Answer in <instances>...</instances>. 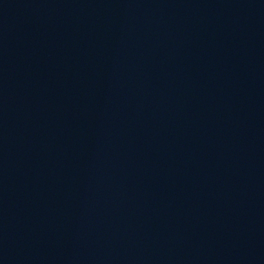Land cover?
Returning <instances> with one entry per match:
<instances>
[{"label": "water", "instance_id": "water-1", "mask_svg": "<svg viewBox=\"0 0 264 264\" xmlns=\"http://www.w3.org/2000/svg\"><path fill=\"white\" fill-rule=\"evenodd\" d=\"M0 264H264V0H0Z\"/></svg>", "mask_w": 264, "mask_h": 264}]
</instances>
